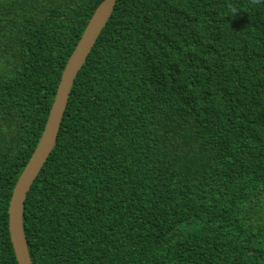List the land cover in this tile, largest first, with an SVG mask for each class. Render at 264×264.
I'll list each match as a JSON object with an SVG mask.
<instances>
[{"label":"trees","instance_id":"1","mask_svg":"<svg viewBox=\"0 0 264 264\" xmlns=\"http://www.w3.org/2000/svg\"><path fill=\"white\" fill-rule=\"evenodd\" d=\"M101 0H0V264L12 187ZM31 264H264V0H115L23 203Z\"/></svg>","mask_w":264,"mask_h":264},{"label":"water","instance_id":"2","mask_svg":"<svg viewBox=\"0 0 264 264\" xmlns=\"http://www.w3.org/2000/svg\"><path fill=\"white\" fill-rule=\"evenodd\" d=\"M115 0H101L87 20L59 76L41 135L18 175L7 205V232L16 264H31L22 233L21 214L26 194L50 153L73 79L110 16Z\"/></svg>","mask_w":264,"mask_h":264}]
</instances>
